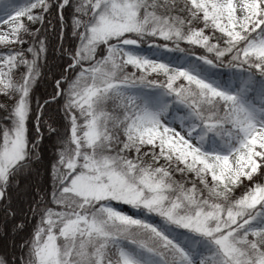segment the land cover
<instances>
[{"label":"snow or ice","instance_id":"snow-or-ice-1","mask_svg":"<svg viewBox=\"0 0 264 264\" xmlns=\"http://www.w3.org/2000/svg\"><path fill=\"white\" fill-rule=\"evenodd\" d=\"M0 96V264H264V0H0Z\"/></svg>","mask_w":264,"mask_h":264},{"label":"trees","instance_id":"trees-1","mask_svg":"<svg viewBox=\"0 0 264 264\" xmlns=\"http://www.w3.org/2000/svg\"><path fill=\"white\" fill-rule=\"evenodd\" d=\"M25 2V0H17V5H19L18 3L23 4ZM13 3L15 4V1L13 0ZM65 15H68L67 13H65ZM59 26L57 25V34L56 35H49V52H48V65L43 69L44 72V78L40 80V82L38 83V85L36 86L34 92H33V107H35V101L37 99L40 100L41 103H43V101L45 99H48L50 97V94L53 92V81L51 80V74L49 73V68H53V70H57L55 69L56 65H59L62 63V61L59 59L58 56V52L55 51V49H58L60 47V43L61 41L59 40ZM64 47H69V46H74L75 45V41L72 40L71 37V33L70 31L67 33L64 41H63ZM128 71H130L128 69ZM5 98L0 96V103L4 102ZM45 121H48L49 123H52L53 126L57 127L61 132L64 131V120H63V113L60 111V106L56 103H52L49 106H47L45 108V116H44ZM34 120L29 124V128L30 131H34ZM47 124L43 125V131H44V135L47 137L48 132H47ZM50 141L49 140H45V156L47 158V156L50 155ZM177 179H180L179 176H177ZM257 182H264V176H258L257 177ZM245 189L244 188H240L236 195H240L241 192H243ZM121 208H123V210H125L126 212L131 213V209H129L127 206H119ZM5 219H4V215L2 212H0V255H3L5 253L8 254L9 258H11L13 255H15V257H19L20 256V249L17 248H13L12 247V242L13 239H15L17 241V243L20 240L19 236H13L12 232H11V228L12 225L9 222L7 224V228L5 229ZM30 227V225H29ZM26 235V233L24 234ZM5 241H2L3 239Z\"/></svg>","mask_w":264,"mask_h":264},{"label":"rangeland","instance_id":"rangeland-1","mask_svg":"<svg viewBox=\"0 0 264 264\" xmlns=\"http://www.w3.org/2000/svg\"><path fill=\"white\" fill-rule=\"evenodd\" d=\"M14 1H15V5H16V6H19V5H20V3H18L19 5H17V0H14ZM21 5H22V4H21ZM25 22L27 23V21H25ZM129 70L132 71L131 68H129ZM2 239H3L2 241H5V240H4L5 238H2Z\"/></svg>","mask_w":264,"mask_h":264}]
</instances>
